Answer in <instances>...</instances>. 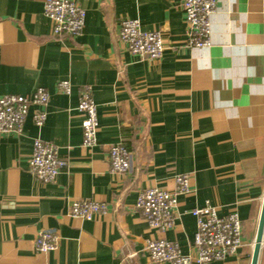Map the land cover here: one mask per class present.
I'll use <instances>...</instances> for the list:
<instances>
[{
  "label": "crops",
  "instance_id": "obj_1",
  "mask_svg": "<svg viewBox=\"0 0 264 264\" xmlns=\"http://www.w3.org/2000/svg\"><path fill=\"white\" fill-rule=\"evenodd\" d=\"M46 0H0V98L48 92L43 127L31 108L21 134L0 133V264H152L147 242L165 238L194 254L192 211H237L243 245L214 264H252L264 203V0L219 2L212 45L189 46L183 0H73L86 13L80 37L53 34ZM125 19L163 36L159 61L141 59L119 40ZM69 81L72 94L58 83ZM92 89L98 141L83 146L79 92ZM57 147L65 163L53 183L29 171L35 139ZM122 143L131 169L110 171L109 149ZM173 228H151L135 204L140 191L176 189ZM77 200L108 205L87 221L71 216ZM60 237L55 251H36L41 231ZM258 264H264V238Z\"/></svg>",
  "mask_w": 264,
  "mask_h": 264
},
{
  "label": "built area",
  "instance_id": "obj_2",
  "mask_svg": "<svg viewBox=\"0 0 264 264\" xmlns=\"http://www.w3.org/2000/svg\"><path fill=\"white\" fill-rule=\"evenodd\" d=\"M229 0H183L182 10L187 25L188 43L193 48L203 49L212 45L211 16L219 2ZM44 13L53 22V34L57 37L68 35L80 37L85 30L86 13L73 0H46ZM119 40L133 55L150 61H159L164 54L163 36L157 31H145L139 19H125L121 24ZM58 89L64 95L72 94L69 81L58 83ZM50 96L43 88L32 95H5L0 98V133L21 134L30 109L34 124L41 128L47 119L45 107ZM78 111L84 114L82 124L83 146L94 148L98 141L97 105L92 89L84 87L79 92ZM110 171L123 175L131 169V153L122 143L109 149ZM65 163L60 160L57 147L35 139L29 161L30 174L43 183L56 181ZM174 192L160 188H147L139 192L135 209L143 216L147 224L161 233L173 228L178 197L191 191L190 176L178 175L175 178ZM108 212L104 202L77 200L71 205L70 214L74 218L87 221ZM196 219V233L193 237L194 254L184 255L179 247L165 238L147 242V251L152 264H214L234 254L243 245V226L240 215L232 211L220 216L218 209L212 206L192 211ZM60 237L54 231H41L35 241L36 251L48 254L58 247Z\"/></svg>",
  "mask_w": 264,
  "mask_h": 264
},
{
  "label": "water",
  "instance_id": "obj_3",
  "mask_svg": "<svg viewBox=\"0 0 264 264\" xmlns=\"http://www.w3.org/2000/svg\"><path fill=\"white\" fill-rule=\"evenodd\" d=\"M263 238H264V203H263V209H262V214L260 218L259 228H258L256 240H255L252 264H258L259 254H260L261 246L263 243Z\"/></svg>",
  "mask_w": 264,
  "mask_h": 264
}]
</instances>
